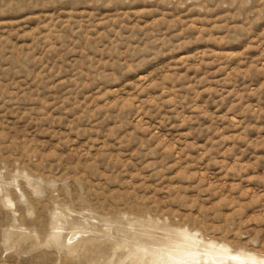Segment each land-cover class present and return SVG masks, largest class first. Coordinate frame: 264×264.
<instances>
[{
  "label": "rangeland",
  "instance_id": "374dc122",
  "mask_svg": "<svg viewBox=\"0 0 264 264\" xmlns=\"http://www.w3.org/2000/svg\"><path fill=\"white\" fill-rule=\"evenodd\" d=\"M180 231L264 257V0H0V264Z\"/></svg>",
  "mask_w": 264,
  "mask_h": 264
},
{
  "label": "bare ground",
  "instance_id": "6f19581e",
  "mask_svg": "<svg viewBox=\"0 0 264 264\" xmlns=\"http://www.w3.org/2000/svg\"><path fill=\"white\" fill-rule=\"evenodd\" d=\"M57 234L64 228L57 227ZM76 233L71 234L70 240ZM177 240H161L153 235L137 233L135 242L139 257L149 256L148 264H264V257L231 250L227 245L188 232H178Z\"/></svg>",
  "mask_w": 264,
  "mask_h": 264
}]
</instances>
